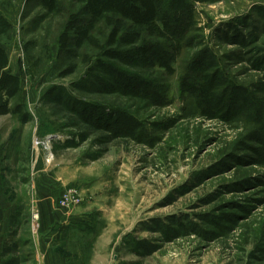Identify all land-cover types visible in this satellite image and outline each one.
Returning <instances> with one entry per match:
<instances>
[{"label": "rangeland", "instance_id": "obj_1", "mask_svg": "<svg viewBox=\"0 0 264 264\" xmlns=\"http://www.w3.org/2000/svg\"><path fill=\"white\" fill-rule=\"evenodd\" d=\"M185 5L166 0L168 38L121 62L60 50L77 1L0 0L21 109L0 117V176L30 261L264 264V0Z\"/></svg>", "mask_w": 264, "mask_h": 264}, {"label": "trees", "instance_id": "obj_2", "mask_svg": "<svg viewBox=\"0 0 264 264\" xmlns=\"http://www.w3.org/2000/svg\"><path fill=\"white\" fill-rule=\"evenodd\" d=\"M41 6L47 11H54L58 0H39ZM81 4V11L73 14L59 37L60 50H65L73 37V47L81 49L88 45L98 50L100 57L114 61L126 62L125 48H136L140 55H147L150 50L140 44L142 39L156 36L167 39L168 30L174 16H168L164 11L166 0H75ZM188 2L205 3L207 0H184ZM190 4V3H189ZM179 17H177L178 19ZM104 20L105 25L111 28L105 43L100 44L94 39L92 33L95 25ZM160 23V26H159ZM2 28L0 36L8 31L9 25L0 19ZM168 32V33H167ZM170 51L155 54V58L162 68L169 70L168 64L173 62L180 54L182 46L178 41L169 39ZM140 44V45H139ZM20 91V80L10 72L8 58L0 47V116L21 113L20 106L10 107V101ZM26 122V115H21Z\"/></svg>", "mask_w": 264, "mask_h": 264}, {"label": "crops", "instance_id": "obj_3", "mask_svg": "<svg viewBox=\"0 0 264 264\" xmlns=\"http://www.w3.org/2000/svg\"><path fill=\"white\" fill-rule=\"evenodd\" d=\"M8 151L9 148L5 151L0 150V157L2 154L6 155ZM2 164L3 163L0 162V171L1 169L4 170ZM2 181L3 180L0 176V264H29L30 262H32V264H65V261L63 260L59 263L58 261L55 262L53 257H50L51 259L47 260L45 249H42V251H40L41 249H37V256L35 253L33 261H30L27 254H24L23 251L25 242L19 237L13 238L10 236L14 229L13 216H15L16 208L11 204L9 198L4 195L6 194V191L4 192L3 187H6V185L3 184ZM21 206L23 207V205ZM5 250L7 251L3 256Z\"/></svg>", "mask_w": 264, "mask_h": 264}]
</instances>
